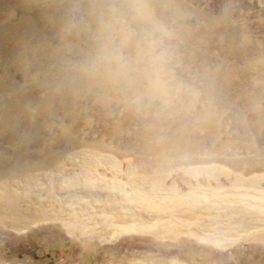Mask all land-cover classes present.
<instances>
[{
  "label": "rangeland",
  "instance_id": "obj_1",
  "mask_svg": "<svg viewBox=\"0 0 264 264\" xmlns=\"http://www.w3.org/2000/svg\"><path fill=\"white\" fill-rule=\"evenodd\" d=\"M149 2L163 91L75 71L59 0H0V264H264V0Z\"/></svg>",
  "mask_w": 264,
  "mask_h": 264
},
{
  "label": "clouds",
  "instance_id": "obj_2",
  "mask_svg": "<svg viewBox=\"0 0 264 264\" xmlns=\"http://www.w3.org/2000/svg\"><path fill=\"white\" fill-rule=\"evenodd\" d=\"M56 14L69 52L89 42L74 63L82 77L113 84L142 78L153 90L168 87L164 29L149 0H59Z\"/></svg>",
  "mask_w": 264,
  "mask_h": 264
},
{
  "label": "crops",
  "instance_id": "obj_3",
  "mask_svg": "<svg viewBox=\"0 0 264 264\" xmlns=\"http://www.w3.org/2000/svg\"><path fill=\"white\" fill-rule=\"evenodd\" d=\"M3 15V16H2ZM5 15L1 13L0 15V25L3 23H10L12 25V21H10L7 17H9V14L7 15V17H4ZM2 17H4L3 19H1ZM16 24V23H15ZM29 33H31L29 31ZM9 78L10 76L7 75L5 76V78ZM6 81H3V79H0V91H6L8 89L7 83H5ZM14 103H20V101H15L13 99L10 98H6L5 99H1L0 98V104H14Z\"/></svg>",
  "mask_w": 264,
  "mask_h": 264
}]
</instances>
